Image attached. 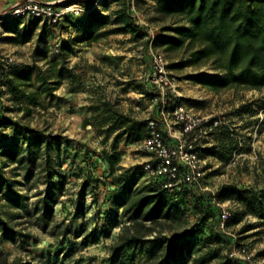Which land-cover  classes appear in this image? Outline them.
Returning <instances> with one entry per match:
<instances>
[{"label": "rangeland", "instance_id": "1", "mask_svg": "<svg viewBox=\"0 0 264 264\" xmlns=\"http://www.w3.org/2000/svg\"><path fill=\"white\" fill-rule=\"evenodd\" d=\"M96 1L85 0L82 4L87 7ZM155 2L134 1L133 14L143 35L140 38L126 33H111L88 44L83 41L88 24L85 13L67 15L55 24L31 19L0 24L1 61L11 59L10 64L29 65L36 72L49 75L47 62L56 60L72 75L64 77L51 93L43 94V106L33 107L29 116H23L11 94L3 88L0 113L20 119L21 123L47 136L63 138L60 145L53 142L48 155L56 170L66 177L64 189L52 208L53 219L44 224L39 220L42 213L39 200L45 194L46 184L38 169L28 181L16 165L3 169V175L12 182L13 189L25 196V207L19 210L21 216L10 219L7 214L16 213V209L9 207L0 195L4 217L21 234L16 242L0 244L10 260L31 261L36 255L55 264H107L109 246L124 222L121 209L115 215V198L125 192V189H118V183L127 170L132 171L130 179L137 188L150 185L152 180L141 173L142 163L149 158V154L140 147L144 137L142 132L137 136L123 133L118 128L105 131L108 123L102 122L100 116H94L91 106L106 100L129 116L138 129L144 128L149 118H158L159 92L147 81L152 71L151 51L164 55L175 88V91L168 92L167 110L171 109L175 97H180L195 114L208 120L221 119L237 141V148L230 155L227 153L229 159L222 161L206 151L227 145L221 129H212L206 138L200 140L198 149L204 175L198 185L199 190L215 193L230 185L250 188L257 193L264 190V90L231 89L216 93L191 79L201 72L216 74L209 65L176 67L185 55L166 53L157 47L154 41L161 34V25L147 21ZM115 7L112 2L104 10L99 3L96 9L111 20ZM112 28L113 25H108L105 30ZM27 31L33 32L32 39L22 43V36ZM149 89L152 95L146 93ZM86 119H91L90 125H84ZM5 133L6 147L17 145L20 150L25 148L23 135H16L10 129ZM114 146L120 163L117 173L110 177L99 154L103 150L111 151ZM87 176L99 181L93 190L87 188L84 191L82 184ZM57 180L55 177L54 181ZM220 204L231 213L223 233L233 240V244L229 248L223 243L221 257L208 264H221L227 259L232 260V264H264V220L251 209L246 211L233 199ZM195 220L194 216L189 217L190 224ZM232 251L237 255L232 256ZM144 261V255L136 254L133 264Z\"/></svg>", "mask_w": 264, "mask_h": 264}, {"label": "trees", "instance_id": "2", "mask_svg": "<svg viewBox=\"0 0 264 264\" xmlns=\"http://www.w3.org/2000/svg\"><path fill=\"white\" fill-rule=\"evenodd\" d=\"M112 2L116 7L111 20L99 14L96 8L86 13L88 24L83 41L91 44L111 33H126L133 38L143 36L136 16L131 12V1L101 0L100 7L105 10ZM91 5L92 2L87 7ZM150 10L147 21L161 25V34L155 39V45L166 53L180 52L185 55V59L176 67L209 65L216 73L201 72L191 76V79L216 93L231 89L264 90V0H156ZM108 25H113V28L105 30ZM32 36V31L25 32L21 42H29ZM47 64L50 66L49 75L36 72L29 65L6 66L0 59V99L4 94L3 88H6L23 116H29L33 107L43 106L42 95L59 87L64 77L72 76L71 71L60 66L56 60ZM146 93L153 94L150 89ZM91 110L94 116H100L102 122L108 123L105 131L118 128L123 133L130 132L137 136L141 131L144 135L142 140L147 136L148 120L144 128L138 129L129 116L119 112L106 100L91 106ZM90 124L91 119L84 120L85 126ZM6 129L23 135V150L17 145L5 146ZM215 129H221L227 145L206 151L222 161L228 160L227 153L230 155L237 148V141L229 127ZM62 139L60 136H47L21 123L20 119L0 113V195L9 207L16 209V213L7 214L8 218L20 217L19 210L25 207V196L15 191L12 182L3 175L4 168L16 165V169L24 172L27 181L32 179L36 169L42 175L46 190L39 200V211L42 212L39 220L44 224L52 221V208L64 189L66 177L56 170L48 150L54 141L60 145ZM99 158L105 164L108 175L113 177L120 163L115 146L111 151L103 150ZM141 173L147 176L142 166ZM132 174L130 170L125 171L122 181L118 183V189H125V192L115 198V215L121 209L124 222L115 241L109 246L107 264H133L136 254L144 255L145 261L141 264H208L214 258H220L221 245L225 243L230 248L233 240L220 229L221 209L216 202L233 199L246 211L251 209L259 219L264 220V190L257 193L250 188L230 185L213 193L199 190L198 185L185 183L166 188L163 179L151 177L150 185L137 188L130 179ZM55 177L57 182L54 181ZM98 181L87 176L82 184L83 190H93ZM4 214L0 206V244L16 242L21 234ZM191 215L196 219L193 224L189 222ZM232 263L230 259L221 262ZM0 264L55 263L36 255L32 256L31 261L20 258L10 260L0 247Z\"/></svg>", "mask_w": 264, "mask_h": 264}, {"label": "built area", "instance_id": "3", "mask_svg": "<svg viewBox=\"0 0 264 264\" xmlns=\"http://www.w3.org/2000/svg\"><path fill=\"white\" fill-rule=\"evenodd\" d=\"M85 0H20L10 8L0 11V24L19 19L39 20L55 24L70 14L89 13L101 0L84 7ZM131 1V12L134 1ZM138 24V23H137ZM152 71L148 83L159 92L160 108L158 118H149L147 136L141 141V149L149 154L142 163L143 172L151 178L164 180L166 188H175L180 184L199 185L203 178V160L198 149L199 142L208 132L225 123L195 114L188 109L180 97H175L171 109L167 110L168 92L175 91L169 77L167 63L161 52L151 51ZM7 60L5 65L10 64ZM220 211V229L225 232L231 213L223 204L216 202ZM231 255H237L232 251ZM240 255V253H238Z\"/></svg>", "mask_w": 264, "mask_h": 264}, {"label": "crops", "instance_id": "4", "mask_svg": "<svg viewBox=\"0 0 264 264\" xmlns=\"http://www.w3.org/2000/svg\"><path fill=\"white\" fill-rule=\"evenodd\" d=\"M20 0H0V11L10 8L13 4ZM44 1H57V0H44Z\"/></svg>", "mask_w": 264, "mask_h": 264}]
</instances>
